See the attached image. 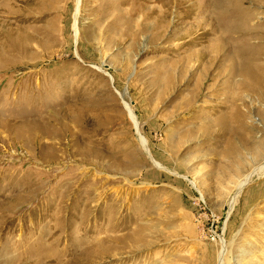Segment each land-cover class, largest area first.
I'll return each mask as SVG.
<instances>
[{"label": "rangeland", "instance_id": "374dc122", "mask_svg": "<svg viewBox=\"0 0 264 264\" xmlns=\"http://www.w3.org/2000/svg\"><path fill=\"white\" fill-rule=\"evenodd\" d=\"M78 3L0 0V264H264V0Z\"/></svg>", "mask_w": 264, "mask_h": 264}, {"label": "bare ground", "instance_id": "6f19581e", "mask_svg": "<svg viewBox=\"0 0 264 264\" xmlns=\"http://www.w3.org/2000/svg\"><path fill=\"white\" fill-rule=\"evenodd\" d=\"M80 1L81 0H78V8H77V13H76V20H75V25H76V22H77V15H78V13H79V4H80ZM232 16H234V14H233V12H232V14L230 15V18L232 17ZM186 17V16H185ZM228 18V17H227ZM224 20H227V19H224ZM75 28H76V26H75ZM170 44V43H169ZM121 97L123 98V94H121ZM125 106H126V108H127V111H128V113H129V115L131 116V118H132V120L134 121V123H135V125H137L138 126V124H139V121H138V118L136 117V114L134 113V111H133V109L128 105V104H126L125 103ZM153 158V161L154 162H156L157 164L159 163V162H157L155 159H154V157H152ZM160 164V163H159ZM262 169H264V165H262V167H261ZM246 183H243V181H241V182H239L238 183V185H237V187H238V189H242L243 188V186L245 185ZM238 193V192H237ZM237 193H236V195H237ZM238 196V195H237ZM237 196L234 198V200H233V203H232V205H231V209L234 207V203H235V201H236V198H237ZM220 244H221V250H220V253H219V264H223V261H224V258H223V256H224V253H225V240H221L220 241Z\"/></svg>", "mask_w": 264, "mask_h": 264}]
</instances>
